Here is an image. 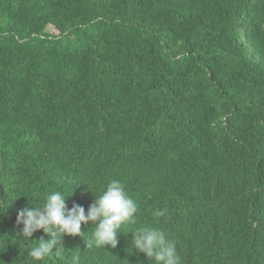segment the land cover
I'll return each instance as SVG.
<instances>
[{
  "label": "trees",
  "instance_id": "1",
  "mask_svg": "<svg viewBox=\"0 0 264 264\" xmlns=\"http://www.w3.org/2000/svg\"><path fill=\"white\" fill-rule=\"evenodd\" d=\"M111 180L138 206L117 246L82 223L33 261L18 213ZM144 227L181 264H264V0H0V264H155Z\"/></svg>",
  "mask_w": 264,
  "mask_h": 264
},
{
  "label": "clouds",
  "instance_id": "2",
  "mask_svg": "<svg viewBox=\"0 0 264 264\" xmlns=\"http://www.w3.org/2000/svg\"><path fill=\"white\" fill-rule=\"evenodd\" d=\"M91 185V184H90ZM71 196V195H70ZM68 196V197H70ZM68 197L61 191L47 194L39 204L22 209L17 215V225L23 227L17 232L21 242L35 241L29 246L28 255L33 261H43L55 253L59 255L65 236L83 235L82 223L94 225L91 240L96 247L111 245L115 248L123 225L133 223L138 212L137 203L128 195L125 185L119 180H111L99 195L95 194L87 212L80 204L68 207ZM162 215V213H156ZM43 230L49 238L32 239L33 234ZM133 233L131 247L146 254L155 264H181L175 240L170 239L165 230L153 227L140 228Z\"/></svg>",
  "mask_w": 264,
  "mask_h": 264
}]
</instances>
